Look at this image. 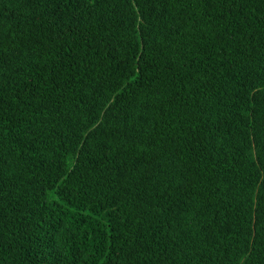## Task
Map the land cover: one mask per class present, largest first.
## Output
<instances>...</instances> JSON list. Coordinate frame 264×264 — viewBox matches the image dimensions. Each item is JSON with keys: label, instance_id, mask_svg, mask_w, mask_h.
Segmentation results:
<instances>
[{"label": "trees", "instance_id": "trees-1", "mask_svg": "<svg viewBox=\"0 0 264 264\" xmlns=\"http://www.w3.org/2000/svg\"><path fill=\"white\" fill-rule=\"evenodd\" d=\"M0 264H264V0H0Z\"/></svg>", "mask_w": 264, "mask_h": 264}]
</instances>
